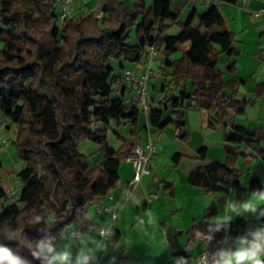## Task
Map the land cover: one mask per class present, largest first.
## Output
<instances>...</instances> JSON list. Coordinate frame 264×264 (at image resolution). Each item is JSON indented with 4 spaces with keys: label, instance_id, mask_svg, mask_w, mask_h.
I'll list each match as a JSON object with an SVG mask.
<instances>
[{
    "label": "trees",
    "instance_id": "1",
    "mask_svg": "<svg viewBox=\"0 0 264 264\" xmlns=\"http://www.w3.org/2000/svg\"><path fill=\"white\" fill-rule=\"evenodd\" d=\"M181 9L171 7V0H162L159 14L145 0H132L131 5L102 0L101 16L87 10L59 24L55 0H0V117L6 127L15 125L14 144L24 163L16 173L21 186L15 201L1 203L5 192L0 185V251L16 256L22 264H46L36 244L57 239L68 223L91 228L86 205L119 182V163L129 151L111 125L135 124L141 110L132 98L126 104L121 95L112 96L114 85L125 83L123 74L115 73L112 60L119 61L123 70V62L139 63L152 45L160 52L164 96L157 105L148 106L146 118L160 129L173 122L179 139L189 133L186 110H206L209 128L226 127L228 108L244 113L250 99L235 100L239 83L225 81L223 71L214 66L222 54H239L234 34L226 29L215 3L199 14L191 8L182 20ZM172 25L178 27L175 34L168 33ZM44 26H49L45 36L40 31ZM133 28L136 43L130 44ZM176 53L179 56L172 57ZM226 70L233 72L235 61H229ZM253 96H264V82L256 85ZM166 111L174 118L162 120ZM110 128L121 141L117 149L107 144ZM86 139L99 145L102 157L90 161L80 152L78 144ZM261 140L262 129L236 124L224 129L225 160L206 161L207 147L200 146L194 158L203 163L190 170L188 183L205 193L233 189L237 200L246 194H264L257 177L243 186L235 166L240 157L264 159ZM172 157L177 160L180 153ZM216 212L207 209L198 222L207 264L218 254L224 238L244 221L206 223ZM261 212L258 231H264V206ZM187 234L191 236V230ZM108 237L115 244L119 233L111 229ZM232 249L229 241L228 251ZM174 253L188 256L187 247L174 248Z\"/></svg>",
    "mask_w": 264,
    "mask_h": 264
},
{
    "label": "crops",
    "instance_id": "2",
    "mask_svg": "<svg viewBox=\"0 0 264 264\" xmlns=\"http://www.w3.org/2000/svg\"><path fill=\"white\" fill-rule=\"evenodd\" d=\"M123 1L128 3V0ZM160 1L157 11L154 9L156 14H159L161 9L162 0ZM57 2L59 4L58 0ZM81 3L84 9L80 13L91 10L90 0H78V4ZM211 3H215L217 6L224 19L226 29L235 35L234 44L240 51L237 56L232 57L222 54L214 66L223 71L225 81L232 80L239 83L235 100L252 96L256 88L255 85L264 82V35H262L264 33V17L255 21V18L264 16V0H237L235 4L226 3L225 0H204L201 3L204 4L202 8L196 3L192 5L199 14L205 11ZM76 4L77 1L72 12L73 15L78 14L76 13L78 10ZM189 4L187 2L185 6L188 7ZM242 5L244 6L243 10L249 12V19L253 26L247 28L242 25L241 29H238L226 20L222 8L241 10L239 7ZM260 9L261 13L254 17L253 12ZM179 18L182 20L184 17L179 16ZM240 21L242 23V20ZM145 51L139 63L124 67L121 74L125 69L131 67L144 71ZM158 53L160 52L158 51ZM156 54L157 52L152 60V64L154 60L157 63L155 68L152 66L156 70V77L150 80L148 86V103L151 106L157 105L164 96L161 88L164 80L158 68L161 55L157 56ZM177 56L179 53L172 57L176 58ZM229 61H235L233 72L226 70ZM123 85L125 88L122 87ZM185 87L187 90L190 88L189 81ZM177 91L178 89L175 90V92ZM116 94L121 95L126 104L130 103L132 91L126 83L116 85ZM262 100H264V96L256 98V100L250 98L253 103L251 105L256 106L257 102L260 110L259 113L253 114L252 112V115L246 117L239 116L234 113L232 108H228L225 128L219 124L209 128L207 126L209 114L204 113V109H192L197 111L199 130L203 133V138L197 141L193 138L192 130L187 129L188 124L190 125L189 118L192 116V113L187 110L184 112V118L189 133L185 139L177 137L178 130L173 122L161 129L149 125L146 113L142 117V111L135 124L124 122L115 126L125 139L128 151L135 141L144 144L150 139L157 144L158 152L153 158L151 169L138 182L130 185L133 164L126 158L122 159L118 167L119 182L110 188L107 194L85 207V212L92 223L91 228L84 230L75 226L55 240L36 244L37 249L45 255L46 264L53 254L62 255L65 252L68 253L67 258L58 261L57 264H195L198 258L204 253L206 254L204 236L198 230V222L203 219L207 209H215L217 212L205 220L206 223H228L239 218L244 219L229 238L227 236L224 238L218 254L211 258V264H215L221 253L235 250L241 240L250 241L253 233L258 231L259 219L262 215L261 206H264V203L258 199L261 194H246L242 200H237L236 191L233 189L205 193L201 187L189 184L187 175L190 170L203 163L194 158L196 148L200 143L207 147L206 161L225 160L222 145L224 129L230 130L231 126L236 124L247 128L262 129V134H264V101ZM246 107L244 113L247 114ZM168 117L174 118V115H169L166 111L162 115V120ZM0 121L4 123V127H0V164L3 167L1 157L5 155V152L2 149V144L4 142L10 144L4 139L5 130H10V128L6 127L4 118L0 117ZM169 125H172V128ZM206 128H209L210 131H206ZM211 134H213L212 137H210ZM260 145L264 146V140H261ZM11 151L17 152L20 156V149L17 145L12 147ZM245 151L250 152L248 148ZM175 153H180V157L177 160L173 159V162H168L169 157ZM155 158L163 159L159 160V164H157ZM235 166L241 173L240 181L243 186H247L250 180L255 177L259 178L264 185V159L261 156L240 157ZM5 183L6 185H3V179H1L2 187H12L10 182ZM245 204L254 205L255 210L245 209ZM97 206L106 207V210L99 212ZM73 229H80L81 234L79 236L70 235L69 232ZM101 229L106 231L105 236L100 234ZM111 229H115L119 233L115 244L108 237ZM190 230L191 236L187 234ZM170 231H172L171 238L169 237ZM229 241L233 245V249L230 251H228ZM186 247L187 257H179L174 253V248L183 250ZM82 257L87 259H82Z\"/></svg>",
    "mask_w": 264,
    "mask_h": 264
},
{
    "label": "rangeland",
    "instance_id": "3",
    "mask_svg": "<svg viewBox=\"0 0 264 264\" xmlns=\"http://www.w3.org/2000/svg\"><path fill=\"white\" fill-rule=\"evenodd\" d=\"M76 1H77L76 5L78 6V10H77L76 13H80V11H82V9H84V7H83L82 3L78 4V0H75V3H76ZM145 1H146L147 4L152 5L154 7L155 11H157V9L159 8V5L161 3L160 0H145ZM203 1L204 0H171V6L174 7V8H175V6L181 7L182 9L180 11V16L183 18V17H185L187 15L186 13H188L189 10L191 8H193V5H192L193 3L198 4V6H200L202 8V5H204V4H201V3ZM131 2H132V0H128L127 4L131 5ZM187 2L190 3L188 7L185 6L187 4ZM75 3H74V5H75ZM226 3H229V2L226 1ZM229 4H231V3H229ZM89 6H90V8L92 7L91 10H93L95 12V15H97V16H101L102 15V13H103L102 12V0H90ZM239 8L241 10H238V9H234L233 10V8H232V10H228L225 7L222 8V11L224 12L226 20L228 22L230 21L232 26H235L238 29H241L240 26H242V25L246 26L247 28L250 27L252 24H251L250 19H249V12L243 10L244 9L243 5H242V7L240 6ZM56 10L57 11L60 10V7H59V4H58L57 0H56ZM232 17L234 18L233 20L230 19ZM262 17H264V16L261 15L259 18H255V21L256 20L257 21L260 20ZM240 20H242L243 24L241 23ZM48 30H49V26H44V27L40 28V31L42 32V34L44 33L43 34L44 36L47 35V31ZM177 31H178V27L176 25H172L170 27V29L168 30V33L169 34H175V33H177ZM234 39L236 40L235 35H234ZM128 40H129L128 42L130 44L131 43L132 44L136 43L134 28L130 31ZM1 47H2V42H0V48ZM239 53H240V51H239ZM156 55L160 56V53L157 52ZM123 64H124V67H129V66L132 65V63H130V62H123ZM112 65L114 67V70H115L116 74H121L122 73V68H120V66H119V61L112 60ZM156 65H157V63L154 60L152 66L155 68ZM114 88H116V84L114 85ZM115 94H116V91H114L112 93V96H115ZM253 94H254V91L252 93V96L249 94L250 96H248L247 99L252 98L253 100H256V97L255 96L253 97ZM147 99L149 100L148 96H147ZM262 101H264V100H262ZM248 103L250 105H247ZM248 103L246 104L247 105V107H246L247 114L245 112L243 114H238L239 116L246 117L248 115H252L251 114L252 112H253V114L259 113L260 109H259V105L257 104V102H256V106H252L253 103L250 100L248 101ZM203 111H204V113H208L206 110H203ZM187 112H189V113L191 112L192 113V116L189 118L190 125L188 124L187 129L189 131L192 130V135H193V138H195V141L201 140V138H203V133H201V131L199 130L200 127H199V123H198L199 120H198V116H197V111L189 109V110H187ZM141 113H142V117H143L145 112L142 111ZM99 125H101V124H99ZM111 127H113V129L117 128V127L115 128L114 124H112ZM169 127L172 128V125H169ZM206 131H210V129L206 128ZM5 132H6V135H5L4 139H6L7 142H10V144H6V142H4L2 144V149L4 150L5 155H3L1 157L2 161H3V167H1L2 169H1L0 177H1V179H3V183H4L3 185H6L5 182H10V184L12 186V189L15 191V193H17L19 191V187L21 186V182L17 178L16 173L23 167L24 163H23L21 157L19 156V154L17 152L14 153V152L11 151L12 147H15V144H14V140H15V125L12 124L11 127H10V130L9 129L5 130ZM212 135L213 134H211L210 137H212ZM107 144L110 147L115 148V149L119 148V146H120V140L115 136V134H114V132L112 131L111 128L107 130ZM201 145H202V143H200V145H198L196 150ZM6 146H8V147H6ZM78 149L80 150V152H82L83 154L87 155L90 161H94V160L102 157V151L99 149V145L96 144L95 142L90 141V140L86 139V140H82L81 142H79ZM191 154H192V152H191ZM172 156H173V154L167 160L168 162L169 161L173 162V157ZM155 159H156L155 162L157 164H159V160H162L163 158H155ZM1 203L6 204L8 202L5 199L4 200L2 199ZM72 227H75V224L68 223V225L65 226V228H64L65 232H67ZM39 247H40V245H39Z\"/></svg>",
    "mask_w": 264,
    "mask_h": 264
},
{
    "label": "built area",
    "instance_id": "4",
    "mask_svg": "<svg viewBox=\"0 0 264 264\" xmlns=\"http://www.w3.org/2000/svg\"><path fill=\"white\" fill-rule=\"evenodd\" d=\"M60 10L58 11L57 21L62 24L63 21L69 17L74 10L75 0H58ZM261 9L254 11L253 16L256 17L261 13ZM156 53L155 47L152 45L147 49L145 54L144 71H139L138 69L131 67L127 68L123 72V81L130 87L132 91V101L137 104L139 109L143 112H147L148 103V86L151 79L156 77V70L152 67L153 56ZM0 127H4V123L0 121ZM158 152L157 144L153 140H148L146 143L142 144L135 141L130 148L126 159L131 161L133 164V174L130 181V185L138 182L141 177L148 174L153 158ZM132 187V186H131ZM5 192V199L7 202H13L17 199L19 192L15 191L10 186L3 187ZM97 211L106 210V207L97 206ZM70 235L79 236L81 234L80 229H73ZM102 236L106 235L104 229L100 230ZM195 264H207V257L204 253L200 258H198Z\"/></svg>",
    "mask_w": 264,
    "mask_h": 264
},
{
    "label": "clouds",
    "instance_id": "5",
    "mask_svg": "<svg viewBox=\"0 0 264 264\" xmlns=\"http://www.w3.org/2000/svg\"><path fill=\"white\" fill-rule=\"evenodd\" d=\"M258 199L264 203V194ZM244 208L255 210L252 204H245ZM67 255V252L62 255L53 254L48 264H57L58 261L66 259ZM82 259L87 258L82 257ZM0 264H22V262L16 256L0 251ZM215 264H264V231L253 233L250 241L241 240L235 250L221 253Z\"/></svg>",
    "mask_w": 264,
    "mask_h": 264
},
{
    "label": "water",
    "instance_id": "6",
    "mask_svg": "<svg viewBox=\"0 0 264 264\" xmlns=\"http://www.w3.org/2000/svg\"><path fill=\"white\" fill-rule=\"evenodd\" d=\"M171 232H172V231L169 232V237H170V238L172 237V235H171L172 233H171Z\"/></svg>",
    "mask_w": 264,
    "mask_h": 264
}]
</instances>
